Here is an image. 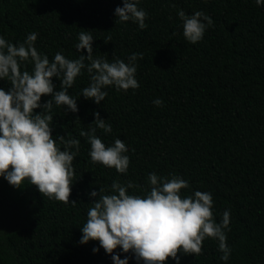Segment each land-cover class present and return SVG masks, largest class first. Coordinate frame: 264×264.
<instances>
[{
  "label": "trees",
  "instance_id": "16d2710c",
  "mask_svg": "<svg viewBox=\"0 0 264 264\" xmlns=\"http://www.w3.org/2000/svg\"><path fill=\"white\" fill-rule=\"evenodd\" d=\"M117 6L122 0H0V36L15 45L35 31V47L50 61L57 52L70 60L87 55L75 48L81 30L91 32L97 58L127 62L132 53L143 55L136 62L139 88L108 87L97 105L81 96L90 83L84 70L68 89L78 112L53 104L57 146L64 150L68 140L80 142L70 203L43 196L27 181L14 187L0 177V264H113L102 248L93 253L97 241L79 242L94 200L87 193L112 194L113 181H131L128 193L144 196L151 172L187 180L182 195L210 192L217 223L230 212L229 259L222 261L218 241L206 238L200 254L178 252L181 264H264V6L255 0H140L148 14L143 30L119 22ZM178 10L211 17L200 42L185 40ZM22 70L31 72L32 64ZM53 83L59 90L60 81ZM10 87L8 78L0 80V88ZM156 98L162 106L153 104ZM49 99L42 96L40 103ZM94 112L112 126L110 133L96 128L106 146L117 138L125 142L126 174L92 162L81 132L96 127ZM114 252L137 264L130 252ZM165 264L175 261L169 257Z\"/></svg>",
  "mask_w": 264,
  "mask_h": 264
},
{
  "label": "clouds",
  "instance_id": "9594fccd",
  "mask_svg": "<svg viewBox=\"0 0 264 264\" xmlns=\"http://www.w3.org/2000/svg\"><path fill=\"white\" fill-rule=\"evenodd\" d=\"M257 6H264V0H255ZM140 0H122L114 15L119 22L131 21L139 29L147 27V12L139 7ZM182 21L183 36L191 44L200 42L213 20L203 11L187 15L178 10ZM35 31L27 34L23 43L13 44L0 36V80L8 78L11 87L5 91L0 88V177L11 186L20 187L25 181L35 185L38 191L49 199L70 203L71 181L74 176L73 160L79 151L80 142L71 139L61 150L52 137L51 111L53 104L64 106L72 113L78 112L77 99L68 94L75 79L87 71L90 83L81 90V96L99 105L107 96L106 89L114 87L117 91L135 90L139 83L135 78L137 60L143 59L142 53H132L127 62L119 58L111 61L93 55V37L90 31L78 33V52L86 50L77 59H68L57 52L50 61L35 47ZM87 62V63H86ZM26 63L32 64V71L22 70ZM53 78L60 81L56 90ZM42 96H51L43 104ZM157 107L163 105L160 98L153 100ZM42 109L36 113L34 110ZM96 127L87 136L90 144L89 156L92 162L114 168L126 174L130 163L126 155L128 148L119 138L106 146L95 135L96 128L105 133L112 126L102 119L98 112L93 113ZM63 137L60 140L63 141ZM74 147L76 151H70ZM151 186L144 196L131 195L128 189L133 182L121 184L113 181L112 194L102 195L93 190L87 195L94 198L87 211V220L80 227L81 244L97 241L98 247L111 256L113 264H129V256L120 257L114 252L131 253L140 264H165L170 257L175 264H181L178 252L184 255L200 254L206 238L218 241L222 261H227L231 249L226 244L225 229L230 223V212H223L221 222L213 217V197L210 192L195 191L192 195H182L189 183L179 175L158 176L151 172L147 177ZM75 204V202H72Z\"/></svg>",
  "mask_w": 264,
  "mask_h": 264
}]
</instances>
